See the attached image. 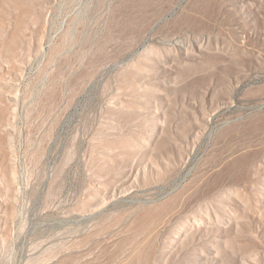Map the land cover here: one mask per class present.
Instances as JSON below:
<instances>
[{"label": "rangeland", "instance_id": "obj_1", "mask_svg": "<svg viewBox=\"0 0 264 264\" xmlns=\"http://www.w3.org/2000/svg\"><path fill=\"white\" fill-rule=\"evenodd\" d=\"M0 264H264V0H0Z\"/></svg>", "mask_w": 264, "mask_h": 264}]
</instances>
